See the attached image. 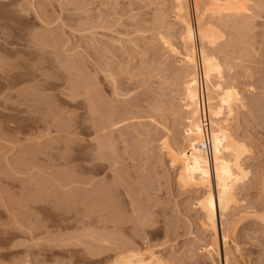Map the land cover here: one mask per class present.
<instances>
[{
  "label": "rangeland",
  "instance_id": "1",
  "mask_svg": "<svg viewBox=\"0 0 264 264\" xmlns=\"http://www.w3.org/2000/svg\"><path fill=\"white\" fill-rule=\"evenodd\" d=\"M243 1L203 15L244 101L217 254L164 145L187 129L171 0H0V264H264V0Z\"/></svg>",
  "mask_w": 264,
  "mask_h": 264
},
{
  "label": "bare ground",
  "instance_id": "2",
  "mask_svg": "<svg viewBox=\"0 0 264 264\" xmlns=\"http://www.w3.org/2000/svg\"><path fill=\"white\" fill-rule=\"evenodd\" d=\"M242 1L191 0L194 15V21L192 22L189 0H171L176 19L182 27L183 50L181 56L187 65V70H185L182 81L183 102L181 104L183 105L180 107L185 114V119L183 121H185L187 129L182 138L184 140V143L182 140L183 149L175 151L166 141L164 145L169 152L171 161L178 167L177 183L182 186L195 187L197 190L199 188L202 189V193L200 192L201 195L198 198V205L202 212L204 223L210 228L209 230L212 233L209 248L215 250L217 254V220L223 217L229 205L237 204L234 192L236 189L235 187L238 183H241L247 175V170L244 169L241 163V155L244 154L246 148L242 142L240 143V141H236V139L233 138L234 135L232 136L228 130L229 122H226L232 117L236 107L239 108L244 106V101L239 90L234 85L224 82L225 71H223L224 66L221 65L222 62L218 61L216 55L209 52V49V51L206 50V44H214L213 42L216 41V37L207 27L210 23L206 25V18L203 17V15L205 12H208L210 13L208 16L209 18L210 16L215 17L214 15L218 16L224 12L228 14L245 13V9L243 8L244 5H242L244 3H242ZM206 14L207 13H205V15ZM196 48L202 59L206 79L211 126L210 131L213 145L211 160L201 147L202 132L199 123L197 88L195 82ZM208 48L210 47L208 46ZM175 52L178 53L176 50ZM117 122L114 121V124ZM222 240L226 245L227 235H223ZM224 254V262H226L228 261L226 252ZM140 255L134 254L133 257L141 258L142 254ZM130 257L132 258V256ZM130 257H127L129 259L125 257L120 260L118 259L119 262L116 264H130L128 263L131 261ZM154 262H156V260H154L152 256L149 258L147 257L146 264L160 263L159 261L156 263Z\"/></svg>",
  "mask_w": 264,
  "mask_h": 264
},
{
  "label": "built area",
  "instance_id": "3",
  "mask_svg": "<svg viewBox=\"0 0 264 264\" xmlns=\"http://www.w3.org/2000/svg\"><path fill=\"white\" fill-rule=\"evenodd\" d=\"M189 4H190V12L192 11L191 19L193 22L194 15L191 6V0H189ZM195 82L197 88V108L199 115V123L202 132L201 147L203 148L204 152L211 160V157L213 155V145H212L211 131H210L211 126H210V115H209L208 98L206 91V79L204 75L202 59L197 48H196Z\"/></svg>",
  "mask_w": 264,
  "mask_h": 264
}]
</instances>
